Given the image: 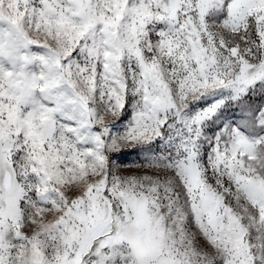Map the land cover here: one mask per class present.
Listing matches in <instances>:
<instances>
[{"label":"snow or ice","instance_id":"1","mask_svg":"<svg viewBox=\"0 0 264 264\" xmlns=\"http://www.w3.org/2000/svg\"><path fill=\"white\" fill-rule=\"evenodd\" d=\"M0 264H264V0H0Z\"/></svg>","mask_w":264,"mask_h":264}]
</instances>
